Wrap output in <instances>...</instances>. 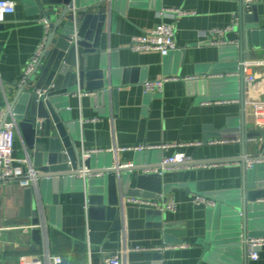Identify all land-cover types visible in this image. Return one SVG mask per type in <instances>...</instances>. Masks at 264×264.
<instances>
[{
	"label": "crops",
	"instance_id": "1",
	"mask_svg": "<svg viewBox=\"0 0 264 264\" xmlns=\"http://www.w3.org/2000/svg\"><path fill=\"white\" fill-rule=\"evenodd\" d=\"M11 1L17 3L16 11L0 22L3 25L0 28V112L8 105L11 106L17 90L15 84L20 85L29 63L38 48L42 44L45 46L51 31L46 16L33 12L34 4H30L29 0ZM254 3L261 24L264 25V0H255ZM168 8L193 13L175 16L165 11ZM239 8V0L120 2L113 9V16L105 27L109 43L105 64L109 72H113L112 78L116 84L109 86L104 93L73 94L69 99V107L66 108L71 115L79 149H112L97 157L101 156L102 165L111 160L115 166L126 162L134 163L137 152L121 148L142 144L205 142L198 147L178 148V151L191 156L195 164L241 157L243 146L240 137L214 136L219 130L240 127V122L237 123L241 114L240 99H202L201 92L204 89L199 84L202 80L233 74L212 72V65L219 62L222 51L220 46L212 45L211 40L240 42L239 24L228 33L215 32V29H224L231 24L233 15L239 12ZM161 23L176 25L177 51L163 56L156 51L136 52L130 48L134 36L147 33ZM255 53L256 58L249 51L245 58V61L258 62L253 71L260 77L254 86L247 85L248 156L262 146L261 142H249V137L263 134V130L256 126L259 116L252 102L264 100V48L255 49ZM101 65L102 54L89 58V69H97ZM164 76H179L181 79L166 82L161 92L149 93L144 90V81ZM186 76H195L197 79L186 81ZM221 91L215 90L213 94L218 95ZM208 94L212 93L209 91ZM205 137L209 140L205 141ZM223 139L239 141L210 143ZM176 151L160 149L158 164L165 156ZM14 156L28 158L24 139L19 131L16 132ZM220 163L222 164L169 170L163 174L172 188L170 192L163 193L162 197H174L178 208L176 211L162 210L160 218H164V223L179 225L175 230L184 231L185 236L177 243H189V246L157 251L163 254V258L159 261L152 259V263L214 264L202 259L203 249L198 241L206 238L214 229L219 234L223 231L222 223L219 219L216 221L212 207L194 203L193 196L205 194L217 199V193L242 188L244 182L242 162ZM29 165L35 167L30 159L24 166L28 168ZM98 176L92 178H100ZM41 182L38 179L29 187L39 201L43 197L39 189ZM27 189L15 180L0 181V264H20L21 255L43 258L46 252L61 254L64 264H103V253L120 252L122 264H137L145 261L146 252L156 250L137 251L134 250L135 247L152 248L168 244L163 232L156 226L155 216L149 218L147 214V210L152 208L133 203L129 199L131 196L122 195V191L119 194L118 227L109 219H90L86 210L88 193L70 189L59 191L58 200H55V195L51 192L50 202L45 206L40 203L39 228L42 231V242L37 243L32 234L34 228L30 227L34 225L33 216L26 214ZM245 247L243 240L235 247L241 253V264H245ZM222 264L236 263L224 260ZM248 264H264V246L260 250V259H248Z\"/></svg>",
	"mask_w": 264,
	"mask_h": 264
},
{
	"label": "water",
	"instance_id": "2",
	"mask_svg": "<svg viewBox=\"0 0 264 264\" xmlns=\"http://www.w3.org/2000/svg\"><path fill=\"white\" fill-rule=\"evenodd\" d=\"M129 0H29L33 12L43 13L48 19L50 32L38 62L23 85L17 88L11 109L18 121L27 150L28 158L39 171L41 201L26 191V214L33 216V224L41 223V205L45 206L53 192L58 200L59 191L80 190L88 193V216L90 219H109L119 227V194L140 196L158 201H166L163 193L170 192L172 185L160 173L147 170L161 168L159 150L135 153L134 166L112 165V161L103 164L101 156L93 155L83 160L76 142L71 115L67 109L69 99L79 92H100L115 83L113 72L106 68L105 58L109 48L108 33L105 27L113 16V9L120 2ZM240 1L239 30L240 42L236 45L220 46L222 51L218 63L212 65L213 73L233 72L239 76L213 78L200 81L204 91L202 99L238 98L241 103L240 127L222 129L215 137H240L243 155L238 158L208 161L207 163L239 160L243 164L244 182L242 188L220 192L215 195L218 205L212 208L216 221L222 223L219 234L212 230L206 238L199 239L203 249L202 259L214 264L224 260L241 264V253L235 247L240 240L246 244L248 237L264 236V162L252 168L246 165L247 158L264 160V145L253 155H247L246 92L248 90L244 76V62L250 52L257 57L255 49L264 48V25L261 24L256 3L249 13ZM3 25L0 24V28ZM102 54V65L89 69L88 61L93 55ZM233 60V62H231ZM115 73V72H114ZM109 78L111 80H109ZM215 90L221 93L213 94ZM212 94H208V92ZM227 91V92H226ZM223 92V93H222ZM205 137V141H208ZM145 162V163H143ZM100 174V178L96 177ZM83 175L84 177H78ZM103 176V177H102ZM99 177V176H98ZM107 182V183H106ZM106 183V184H105ZM108 185V186H106ZM108 187V188H107ZM121 187V188H120ZM124 188V190L122 189ZM121 189V190H120ZM45 212V208L43 207ZM149 218L155 216L156 226L163 232L166 243H177L185 236L177 231L176 223L165 222L160 218V209H148ZM165 219L167 215L165 214ZM211 225V224H210ZM211 228V227H210ZM34 240L42 242L41 228L32 230ZM245 264H248L247 245ZM163 254L148 251L145 261L137 264L152 263L161 260Z\"/></svg>",
	"mask_w": 264,
	"mask_h": 264
},
{
	"label": "built area",
	"instance_id": "3",
	"mask_svg": "<svg viewBox=\"0 0 264 264\" xmlns=\"http://www.w3.org/2000/svg\"><path fill=\"white\" fill-rule=\"evenodd\" d=\"M255 0H244V5L246 10L251 13L252 4ZM17 3L11 0H0V22H3L8 14L14 13L16 11ZM175 16H185L192 14L193 12L179 9V8H168L165 10ZM239 15L235 13L233 15L232 23L226 26L224 29H215V32L221 34L228 33L233 31L235 27L239 24ZM176 25L174 23H161L158 24L151 31L136 35L133 37L130 48L136 52H149L156 51L161 53L163 56H168L169 54L177 51L179 49L178 43L176 41ZM212 45L217 46H227V45H238L239 41H224V40H211ZM44 44H42L36 51L33 59L29 63L25 74L20 81V85L26 83L28 75L34 69L35 64L38 62L40 55L42 53ZM258 64L256 61H245L244 62V76L245 83L249 86H254L260 80V77L256 72L253 71V67ZM220 75V74H219ZM234 77L239 76V73H233L229 75H221L219 77ZM179 76H164L159 79H149L144 81L143 87L146 92H161L166 82L179 80ZM197 79L195 76H186L184 80L193 81ZM223 100V99H220ZM226 101H239L238 98L224 99ZM255 105L257 115L259 119L257 120L256 126L263 130L261 135H252L249 137L248 141L251 143L261 142L264 145V100H256L252 102ZM261 117V118H260ZM18 131V121L16 115L11 109V106L8 105L7 108H4L0 112V181H11L15 180L19 183L20 186L24 188H29L35 184L39 179V171L33 165H29L28 168H25L24 164L29 163V158H17L14 156L15 150V140L16 132ZM239 141V139H223L210 141V143H230ZM205 144V142L196 141L188 142L184 144L179 143H164L160 145H149L142 144L136 147H124L121 150H130L136 152L142 151H154V150H170L176 149L177 151L169 156H165L160 162L161 168H155L147 170V172L160 173L163 175L166 171L175 170L186 167L193 166H204L209 165H219L217 163H193L194 159L187 155L185 152L178 151V148L181 146H193L198 147ZM112 149H81V157L83 160L90 158L93 155L102 154L105 152H110ZM249 157V156H248ZM239 160L223 162L226 164L239 163ZM263 159H252L247 158L246 165L248 168H252L255 164L263 163ZM121 167H133L134 163L126 162L120 164ZM100 176V174H98ZM84 177L83 175H80ZM130 201L141 206H147L150 208L161 209L163 211H176L178 208V203L176 199L172 196L167 198L166 201H158L155 199L144 198L140 196H131ZM193 201L196 204H203L208 207L215 208L218 205V200L209 197L205 194H195L193 196ZM259 203H264V198L257 200ZM89 205L87 204L86 210L88 213ZM41 225H31V228L40 227ZM248 259L251 261H258L260 259V250L264 246V236H251L248 237L246 241ZM189 243H168L152 248H143L135 247L134 250H156V251H165L167 249H178L188 247ZM20 264H64V258L61 254H52L46 252L43 258H35L29 255H21L19 257ZM103 264H122V258L120 252H106L103 253Z\"/></svg>",
	"mask_w": 264,
	"mask_h": 264
}]
</instances>
